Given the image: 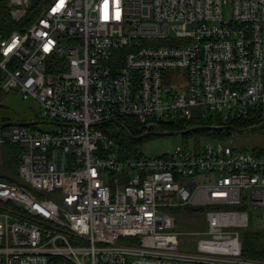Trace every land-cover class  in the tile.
I'll use <instances>...</instances> for the list:
<instances>
[{"label": "built area", "instance_id": "1", "mask_svg": "<svg viewBox=\"0 0 264 264\" xmlns=\"http://www.w3.org/2000/svg\"><path fill=\"white\" fill-rule=\"evenodd\" d=\"M30 5L0 35V89L62 124L0 126L18 150L15 179L0 176V264H264L241 238L264 210V149L200 135L144 156L102 127L264 126V0H7L10 19Z\"/></svg>", "mask_w": 264, "mask_h": 264}, {"label": "rangeland", "instance_id": "2", "mask_svg": "<svg viewBox=\"0 0 264 264\" xmlns=\"http://www.w3.org/2000/svg\"><path fill=\"white\" fill-rule=\"evenodd\" d=\"M33 1V0H32ZM224 16H227L228 9L226 5L223 8ZM174 73V72H173ZM40 106L32 97L23 98L21 92L17 90H10L0 94V122L1 121H31L41 119ZM30 129H39L52 131L59 128V125L47 123H35L28 125ZM119 126H114V132L119 131ZM154 132H164L159 127H155ZM144 139L135 144L137 152L144 156H157L166 150H173L176 145H202L206 140L199 139L196 135H189L184 137L181 135H152L150 137H143ZM230 140L239 149H255L264 147V126H258L246 131H237L230 129ZM117 145H119L117 143ZM4 154V155H3ZM5 156L4 152L0 151V164L3 162ZM2 159V161H1ZM7 169L10 170L9 167ZM16 169V167H15ZM14 169V170H15ZM13 171V170H12ZM185 227V226H184ZM194 227V226H192ZM190 228V226L185 227ZM264 232V210H253L250 212V224L241 230V238L245 239L247 243L256 240V234Z\"/></svg>", "mask_w": 264, "mask_h": 264}, {"label": "trees", "instance_id": "3", "mask_svg": "<svg viewBox=\"0 0 264 264\" xmlns=\"http://www.w3.org/2000/svg\"><path fill=\"white\" fill-rule=\"evenodd\" d=\"M35 15V11L32 5L27 10L26 15L20 20V21H12L10 19L9 13H8V6H7V0H0V35L7 34L12 28L15 27H21L23 25H26L32 17ZM2 80V73L0 72V82ZM4 92L0 89V94ZM263 117H251L250 119L244 120V119H237V120H229L225 124H231L236 128H243L250 125L258 124L262 121ZM117 120L120 121V123L126 128L127 133L131 135H140L146 132V129L138 123L136 118H134L132 115H123L117 118ZM4 122V121H1ZM222 121L217 118L216 116H208L203 120H192L189 121L185 125H178V124H172V125H164L160 124L157 127H159L162 130H179V129H187L191 128L190 132L186 134H182L181 136L188 137L189 135L193 134L196 136L204 135L207 137H227L230 135V129L224 128V129H211L209 126L212 124H220ZM32 125V124H30ZM114 126L116 124L114 122H105L102 127L104 130H107L111 137H113L116 142L119 145H122L125 148L126 153H134L137 152L136 150V142L134 139H132L130 136H128L123 129L119 128L118 132H114ZM155 135L150 134L148 137ZM144 138H141L143 140ZM259 149H264V147H260ZM0 151L5 153V156L3 159L2 168H10L9 173H3L0 170V176L3 178H7L10 180L15 179L13 176L14 169L17 165L18 160V150L17 147L14 144H3L0 146ZM4 155V154H3ZM1 159V161H2ZM13 170V171H12ZM185 211L192 212L194 209L186 208ZM256 240L251 243H247L242 239V253L249 256H256V257H264V232L260 234H256Z\"/></svg>", "mask_w": 264, "mask_h": 264}, {"label": "water", "instance_id": "4", "mask_svg": "<svg viewBox=\"0 0 264 264\" xmlns=\"http://www.w3.org/2000/svg\"><path fill=\"white\" fill-rule=\"evenodd\" d=\"M111 121L115 122V124L117 126H119L121 129H123V131L128 135L130 136L132 139L134 140H138V139H141L143 137H146L150 134H155V135H159V134H164V135H182V134H186L188 132H190V130H192L191 128H187V129H179V130H165L164 132L162 133H156V132H146V133H143V134H140V135H131L129 133H127L126 131V128L120 123L119 120L117 119H112ZM11 123H17V124H22V125H30V124H35V123H47V124H62L61 122L59 121H56V120H50V119H45V118H41V119H35V120H31V121H4V122H0V126L1 125H5V124H11ZM261 124H259L258 126H261ZM213 129H224V128H229V129H233V130H237V131H245L247 130V128H236L234 127L233 125L231 124H227V125H223V126H212ZM253 128V127H252Z\"/></svg>", "mask_w": 264, "mask_h": 264}]
</instances>
